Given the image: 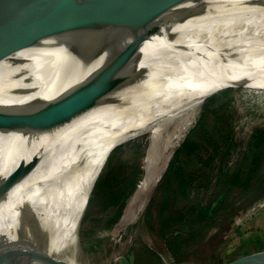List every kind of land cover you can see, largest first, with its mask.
Masks as SVG:
<instances>
[{"label":"bare ground","instance_id":"obj_1","mask_svg":"<svg viewBox=\"0 0 264 264\" xmlns=\"http://www.w3.org/2000/svg\"><path fill=\"white\" fill-rule=\"evenodd\" d=\"M213 1L217 2L213 8L188 4L179 9L198 12L169 29L140 37L111 36L63 60L56 51L18 53L19 59L29 61L37 83L25 98L34 104L54 103L55 127L31 137L36 160L10 194V204L0 210V234H7L14 219H20L14 218L13 208L30 204L38 217L46 257L55 256L57 264H81L62 252L76 241L92 187L111 150L145 131L153 144L165 122L186 113L194 117L193 110L205 97L228 85L264 77L252 71L264 72V0ZM129 44L138 51L132 59L124 56ZM14 85L10 82L4 88ZM62 98L67 101L60 107L57 101ZM98 98L97 105L81 113L73 111L68 121L61 119L60 113L71 110L77 100ZM20 101L0 94V104ZM190 123H184L173 140L178 141ZM19 141L16 135L0 134L1 175L12 169L13 160L25 157L15 146ZM170 148L165 150L161 170ZM150 159V155L145 158L146 175L137 185L138 193L147 186ZM244 264H264V259Z\"/></svg>","mask_w":264,"mask_h":264},{"label":"rangeland","instance_id":"obj_2","mask_svg":"<svg viewBox=\"0 0 264 264\" xmlns=\"http://www.w3.org/2000/svg\"><path fill=\"white\" fill-rule=\"evenodd\" d=\"M236 86L218 90L205 97L193 110L196 112L194 117L186 113L170 122H165L161 134L153 144L149 132L145 131L115 146L92 187L86 211L79 222L76 241L65 247L62 254L72 257L81 264H118V257H127L130 254L134 256V264H224L241 256L264 251V155L257 167L254 182L248 187L233 188L217 208L214 217L205 221L209 225L205 229L203 239L186 242L184 244L186 246L183 245L176 256L168 253L160 237L157 222L152 219V228L149 229L142 218L150 199L159 198L156 186L166 175L175 150L195 126L204 103L212 95L224 91L226 93L217 97L205 111L207 125L213 132V138L215 140L220 138L218 150L213 151V145L198 139V149L201 153L212 152L215 155L211 166L206 165L205 168L203 163H195V159L187 166L180 162L184 158L178 160L186 168L187 174L197 173V182L203 187L197 193L198 197L195 201L203 206L213 201L215 193L220 188L216 183L219 170L232 173L239 168L253 132L256 129H264V77ZM189 121H191L190 125L180 133L179 140H173L179 128ZM169 144H173L174 147L170 148ZM166 148L171 149L170 157L161 170ZM147 155L151 158L148 183L146 188L138 193L137 185L146 175ZM207 156H204V160ZM242 169L251 168L245 166ZM112 177H116L117 182L113 183L116 188L119 180L124 177L132 179L127 180L128 183L135 181L136 184L122 214L108 229L107 220L113 217V209L104 211L99 205L98 197L95 202H91V199L95 196L98 182ZM96 194L98 196V192ZM184 204L177 206L181 208ZM156 208L154 205L151 209L153 215ZM43 232L48 231L44 228Z\"/></svg>","mask_w":264,"mask_h":264},{"label":"water","instance_id":"obj_3","mask_svg":"<svg viewBox=\"0 0 264 264\" xmlns=\"http://www.w3.org/2000/svg\"><path fill=\"white\" fill-rule=\"evenodd\" d=\"M188 4L207 9L217 6L213 0H0V64L5 63L0 66V94L21 100L0 104V134L19 137L22 141L14 142L15 146L25 154L24 158L13 160V167L6 175L0 174V210L10 204V194L33 168L37 153L31 137L55 127L54 103L34 104L32 99L25 98L35 91L37 83L30 73L29 61L19 59L18 53L36 50L51 55L56 51L63 60L111 36L140 37L169 29L171 24L198 12H178ZM136 53L135 45L125 47L127 58H135ZM252 71L264 75L259 69ZM10 82L15 83L14 87L4 88ZM113 84L112 80L111 86ZM230 87L237 86L231 84L224 88ZM66 101L62 98L57 102L61 107ZM99 101V98L77 100L71 110L60 113L61 119L68 121L73 111L81 113ZM12 211L14 218L20 219H14L7 234H0V264H57L55 256L50 260L43 253L46 245L30 204L16 205ZM255 258L264 259V251L224 264H244ZM117 263L134 264V256H120Z\"/></svg>","mask_w":264,"mask_h":264},{"label":"trees","instance_id":"obj_4","mask_svg":"<svg viewBox=\"0 0 264 264\" xmlns=\"http://www.w3.org/2000/svg\"><path fill=\"white\" fill-rule=\"evenodd\" d=\"M223 93H226V91L212 95L204 103L195 126L191 129L189 136L175 150L166 175L162 177L160 183L156 186V192L160 195L159 198L150 199L142 217L149 229L152 228V219L157 222L160 229V237L171 256H176L186 242L203 239L205 229L209 225L205 221H209L214 217L217 208L224 202L233 188L238 186L248 187L251 182H254L257 167L261 163L262 155H264V129H256L250 137L246 153L242 158V163L239 164V168H236L232 173L222 169L219 170L216 183L220 188L215 193L213 201L206 206L195 201L198 197L197 193H199L203 185L198 184L197 173L187 174L186 168L179 163L178 159L184 158L180 162L186 165L195 159V163H203L205 168L206 165L211 166L215 155L212 152L210 154L209 152L201 153L198 149L199 141L213 145V151L218 150L220 138L218 140L213 138V132L207 125L205 111ZM226 155L229 154L227 153ZM204 156H207L205 160ZM245 166H249L251 169L243 170L242 168ZM115 178H105L103 181H99L96 189L98 196L95 193V196L91 199V202H95L98 197L100 200L99 205L104 211L113 209V217L107 220L108 226L106 228L108 229L122 214L126 201L133 193L136 184L135 181L128 183L127 180L132 179L124 177L119 180V185L116 188L113 184L117 182ZM181 203L185 204L179 208L177 205ZM154 205L157 207L155 215L151 211ZM174 226H177V228Z\"/></svg>","mask_w":264,"mask_h":264}]
</instances>
